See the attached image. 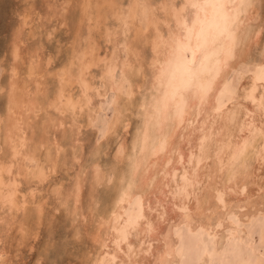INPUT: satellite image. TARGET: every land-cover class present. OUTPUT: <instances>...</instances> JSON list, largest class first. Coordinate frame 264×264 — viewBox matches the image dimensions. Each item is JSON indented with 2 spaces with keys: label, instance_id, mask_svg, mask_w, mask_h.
I'll list each match as a JSON object with an SVG mask.
<instances>
[{
  "label": "bare ground",
  "instance_id": "1",
  "mask_svg": "<svg viewBox=\"0 0 264 264\" xmlns=\"http://www.w3.org/2000/svg\"><path fill=\"white\" fill-rule=\"evenodd\" d=\"M138 2L131 0L124 7L119 0H96L94 13L101 24H107L106 20L113 16L118 20L117 29L126 24L135 27L133 39H125L124 48L136 53L138 43L149 44L151 56L144 61V56L138 54L139 66L133 62L134 53L119 62L118 41L109 55L101 56L99 44L91 36L87 44L75 47L78 69L74 71V65L68 66L66 77H57L52 97L45 96V89L42 92L43 83L38 77L44 67L37 58L32 57L27 62L28 78L23 82L19 79L21 58L19 44L14 42L11 80L6 83L7 87L0 85V93L4 94L5 90L6 96V113L0 114L3 146L0 221L11 225L20 211L28 210V204L33 205L34 191L29 189V197L20 189L23 178L27 182H42L50 173L48 168L50 171L57 168L60 153L55 154L50 149L54 142L47 134L51 128L63 125L65 117L61 115L67 113L71 126L79 128V113L85 108L93 111L99 108L91 106L95 92L98 90L100 96H106L113 91L118 105L116 121L110 126L113 130L124 115L122 111L135 104V88L143 84H133L132 73L135 67L137 72L143 73L146 62L152 68L151 87L147 97L139 102L142 122L130 149H126L129 151L125 152L129 158L126 160L128 169L110 186V199L102 208L91 209L89 223L94 229L90 237L96 252H92V262L86 260L91 258L88 252L83 264H233L231 255L235 248L231 245L234 249L228 253L225 245L248 234L250 229L244 228V223L264 216V70H260L264 65V52L260 58L249 55L250 34H253L250 22L257 17L255 2L166 0L163 14L156 18L151 12L154 17L150 20L149 34L136 29L139 25L136 26L135 20L140 15ZM87 15L84 14L86 19L92 16ZM259 33L260 30L255 35L260 43ZM93 66H101L99 82L91 73ZM118 68L123 79L117 77ZM232 73L237 86L233 87L230 101L221 102L220 94L228 87ZM31 82L35 87H31ZM73 84L80 87L77 95L73 93ZM104 85V91L100 90ZM39 108L46 114L53 108L59 116L45 118L40 134L36 133L37 143L33 134ZM46 143L49 145L44 166L38 149ZM55 145L62 147L60 142ZM113 169H97L94 182H108L115 172ZM82 181L80 176L73 186L76 204L81 199ZM55 191L61 194L60 189ZM19 193L24 194L19 196ZM135 198L139 199L141 210L129 216L126 211ZM64 203L66 200L62 201ZM43 205L39 201L34 209L30 207L35 210L38 221L42 219ZM78 210L77 205L74 218L79 214L88 216ZM28 220L18 222L23 233ZM5 223L0 224V237ZM209 239L210 247L207 246ZM260 254L251 262L239 256L242 261L238 257V262L264 264V253ZM4 262L3 259L1 264Z\"/></svg>",
  "mask_w": 264,
  "mask_h": 264
},
{
  "label": "rangeland",
  "instance_id": "2",
  "mask_svg": "<svg viewBox=\"0 0 264 264\" xmlns=\"http://www.w3.org/2000/svg\"><path fill=\"white\" fill-rule=\"evenodd\" d=\"M94 1L96 0H0V85L3 83L2 86H6V83L8 84L11 80L10 66L12 65L11 62H14V57L11 51H13L15 45L14 42H18L19 44L21 58L18 66L20 67V73H18L19 79H22L23 82L24 78H28L27 62H29L32 57L37 58V61L40 60L41 66L44 67L42 68L46 72L44 73V71H41V74L38 77L43 83L41 89L42 92L43 89H45V92L43 93H45L46 97H52L55 95L57 77H66L67 73L65 71L71 68V65H74V71L75 69H78L76 61L79 63V57L74 54V49L76 46L87 44L90 39L89 37L94 36V38H96L101 56H105L108 53L110 54L111 51H113L114 46L117 45L115 44L117 41L119 42L117 48L118 50L121 49V51L119 50L118 52L119 62L127 59L129 55L134 53L131 48H124L126 45V41L124 40L128 39V37L133 39V31L135 30V27L131 26V24H126L123 25L122 28L119 27V29H117L116 25L118 24V20H115L116 18L113 16H110L111 18L109 17L110 19L108 18L106 20L107 24H101L102 22L97 21L95 17ZM119 1L124 4V7H126L131 0ZM165 1L137 0L139 3L140 15H138L135 20V23H137V25H135H139L136 29L140 28L147 34L151 33L150 20L154 15L157 18L160 14L164 13L162 6ZM254 2V7L257 8V17L253 22H250V33L253 34H250V40L252 39L250 41V45H252L250 50L252 52L250 50L249 52L252 55L250 53L249 55L251 58H260L264 52V0H254ZM142 4L146 6V8L148 7V9L144 8ZM85 7L87 8L86 10H84ZM149 7L151 9H149ZM88 9L90 10L89 12ZM147 10H150V12ZM85 13H88L89 16L92 14V16H90V18L87 17L86 19V16H84ZM144 15H147V17ZM94 22H97L98 24ZM115 28L117 30H115ZM251 28H253L254 31ZM258 30H260V43L257 41V34L255 35V32H258ZM254 35L255 37H253ZM138 44L136 46L137 52L132 54L135 66H139L140 64L139 59H137L139 56L138 54L144 56L142 57V60H147L151 56V48H149V44L141 42ZM135 59L137 60V63ZM143 65H145L143 73L137 72L135 67V74L132 73L133 76L131 77L134 82L133 84H143L141 88H135L136 94L133 95L135 104L129 106L128 110L122 111L124 115L121 119L119 117L120 120L118 119L119 122H116L115 130H111L110 126L113 125L112 121H116L117 116L116 107H118V105L116 103V94L113 91H109L106 96H100L98 90L95 92L97 95L92 99L91 106H99V108L97 107L94 111L91 109L85 110L86 108L83 109V112L79 113V128L71 126V119L67 117V113H64L61 115L65 117L63 125L49 130L47 136L50 141L54 142V144L51 143L50 149L54 153H60V156L58 155L57 168L55 167L53 171H50L48 168L50 175L48 174V177L42 182H27L26 179H22L23 182L20 189H22L24 193H28L29 197V193H31L30 191H34V197L36 198L32 199L33 205H27V207H29L28 210L30 215L28 210L20 211L17 219L12 220L11 225H7L4 221H0V224L5 223L3 224L0 237V264L3 262V259L5 262L2 264H83V259H85L88 252H90L91 258L86 260L92 262V258L96 251L94 249L92 237H90L92 236V229L94 228H92V223H89L91 221V216L89 214L91 213L92 207L102 208L106 201L110 199V186L113 185L117 176L122 175L125 171L127 172L128 165L126 160L129 161V158L126 157V153L129 150L126 149H130V143L132 145L131 141H133V137L142 122V111L139 102L144 96L147 97L146 94L149 93L151 87L152 68L146 62H144ZM68 66L70 67L67 68ZM260 70H264V65ZM91 73L96 75V81L99 82L101 66H93L91 68ZM117 75L118 79H123L119 68L117 69ZM232 77L233 73L229 77L228 87L220 94L221 102L228 103L231 99L230 96L232 97L231 94L234 93L235 88L233 87L237 86L233 80L235 74L234 77ZM31 87H35L32 82ZM104 87L105 85L102 86L100 90L104 91ZM72 89L73 93L76 95L80 92L78 84H73ZM3 93L4 94H2V92L0 93L1 115L6 113L5 90ZM123 93L126 94L125 89H123ZM56 111L57 110L54 111L53 108H49L46 114V111L42 108L37 109L36 113L38 116L35 118V121L37 120V122L34 121L36 124L34 126L35 134H33L35 139L38 137L37 135L40 134V129L47 116H59V113ZM112 131L116 133H113ZM28 133L31 135L32 132L30 131ZM1 140L2 131L0 128V154L3 149ZM34 141L38 143L39 139ZM55 142H60L62 147H56ZM48 145L49 143H46V146L44 145L45 147L40 146L38 149V155H40L41 159L40 162L42 163L44 161L42 163L44 166L47 165L45 155ZM119 150H121V152H119ZM114 164L118 170H114ZM108 168L109 170L110 168H114L113 171H115L113 175H111L112 177L109 178L108 182L95 183V171L97 169L107 171ZM78 174L79 177L81 176L83 178V181L81 183L82 187L80 191L81 199L76 204V202H74L75 197L73 196V191L79 178ZM27 189L28 191L30 189V191H25ZM56 189H60L61 194L58 193V195L55 191ZM24 193H19V196ZM65 200L66 204H62V201L65 202ZM138 200V198H135L127 208L126 212L129 216H135L141 210V205ZM39 201L44 204L42 219L40 221H38L39 219L36 217V212L33 210L34 206L38 204ZM77 205L79 207L78 211H82V213L88 214V216L79 214L76 216L77 218H74V209ZM80 207H82L83 210L80 209ZM22 219L26 222L29 219V223H26L27 226L25 227L26 230H24V233L19 228V221ZM250 222L254 224H250ZM250 222L244 223L243 225L244 228L248 230L250 229L248 231V234H250L249 236L246 232L243 238H234L230 241L231 243L225 245L226 252L229 251L228 253H230L231 250L235 248L233 252L238 253L236 255V253L232 252L231 263L233 264H239L242 261V258H249L248 260L250 262L254 261L258 256H261L260 253H264V216H260L259 218H256L255 221L253 220ZM77 225L81 230L76 227ZM28 227L31 229H28ZM89 229L91 230L89 231ZM76 232H79L78 236L75 235ZM207 242L208 247L212 246L210 239ZM238 242L240 245H238ZM241 243L243 244V247ZM248 245L253 246V248ZM244 251L245 253L243 255ZM246 253H248V255ZM242 255V258L239 257ZM252 255L256 257L253 258ZM263 257L264 254L262 258ZM238 260L240 262H238ZM262 260H264V258Z\"/></svg>",
  "mask_w": 264,
  "mask_h": 264
}]
</instances>
